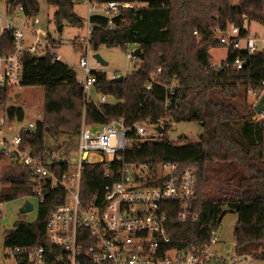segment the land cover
<instances>
[{
    "label": "trees",
    "instance_id": "trees-1",
    "mask_svg": "<svg viewBox=\"0 0 264 264\" xmlns=\"http://www.w3.org/2000/svg\"><path fill=\"white\" fill-rule=\"evenodd\" d=\"M3 1L12 9L23 5L25 15L31 19L39 13L38 0ZM93 1L141 4L124 8L115 20L114 29L109 28L104 16L89 17L93 27L89 37L91 50L97 52L101 46L126 50L129 44L138 45L142 53L136 69L123 75L122 80L120 76L110 79L104 71H93L95 91L116 100L95 105L85 99L83 86L68 64L55 61L48 53L41 56L24 53L21 86L42 87L44 99L42 117L35 122L32 132L21 134L20 147L46 157L54 150L70 147L71 139L80 135L83 125L96 126L118 119H124L126 124L144 120L155 123L162 118L175 123H200L203 132L197 141L189 140L186 135L171 141L167 135L169 124L161 142H140L134 137V147L126 153L127 160L152 164L175 162L181 169L195 170L197 200L194 207L199 217L180 223L173 214L168 221L170 242L166 248L188 251L209 243L224 214L233 211L238 216L234 237L237 246L244 249L242 256L256 255L264 262V252H257L264 247V116L255 118L254 106L239 102L248 88L262 90L264 50L255 53L228 50L223 65H232L240 58L245 62L240 69L228 66L215 70L210 66V50L223 47L214 31L236 26L240 37L248 36L249 23L264 26V0ZM47 2L57 7L54 20L58 26L67 22L83 27L74 6L84 0ZM47 38L52 46H57L49 35ZM11 40L8 34L0 37L1 54L12 51ZM158 68L161 71L157 75L163 85L174 81L179 84L168 108L163 86L146 88L150 74ZM10 92L0 87V107L8 124L25 118L22 106L9 105ZM61 136L70 139L59 143ZM49 141L56 142L55 148ZM68 155L69 152L62 153L63 157ZM59 166L65 168L63 164ZM103 168L102 164H86L81 185L85 200L112 183V179L104 177ZM213 173L218 182L215 193L209 189ZM30 177V168L20 165L11 156L0 155V203L17 198V188L24 189L22 196H33V187L27 183ZM63 201L64 192L60 188L46 190L36 220L18 221L15 228L6 233V247L42 244L49 213Z\"/></svg>",
    "mask_w": 264,
    "mask_h": 264
},
{
    "label": "built area",
    "instance_id": "built-area-1",
    "mask_svg": "<svg viewBox=\"0 0 264 264\" xmlns=\"http://www.w3.org/2000/svg\"><path fill=\"white\" fill-rule=\"evenodd\" d=\"M83 3L88 10L86 50L93 29L89 23L90 16L106 17L109 28L114 29L115 20L124 8L141 6L139 3L117 1L98 4L93 0H84ZM33 20L25 15L23 5L12 9L0 0V37L8 34L12 39V51L0 53V87L9 90L22 87L26 52L34 56L48 53L55 61H62L63 56L51 45L47 36H38ZM214 32L219 44L227 51L244 49L255 53L264 50V37H240L236 26ZM135 50L128 52L127 56L137 61L139 58L134 54ZM243 65V60L236 58L232 65L222 63L210 66L219 70L228 66L240 69ZM79 67L83 75L76 78L83 86L85 99L95 105L107 103V95L102 94L100 99L93 96L96 79L86 56H81ZM160 71L161 68H158L157 72L150 74L146 88L151 90L154 85L163 86L168 108L179 84L174 81L163 85L157 75ZM247 94L255 96L257 104L264 97V82L261 91L248 88ZM262 116L264 112L257 114V119ZM170 122V119L162 118L155 123L144 120L126 124L124 119H118L96 126L83 125L78 136L79 155L73 161L70 154L63 157L62 153L53 152L43 157L33 154L30 148L22 149L21 134L32 132L35 122L12 132L13 125L0 117V155L10 156L15 152L17 162L30 168L31 177L27 183L33 187V197L41 203L46 190L60 188L64 192V201L49 213L43 243L33 247H8V253L5 247L0 264H6V260H10V264H227L228 259L232 260L215 252L214 246L218 243L215 235L209 243L188 251L166 248L170 242L168 221L173 214L180 223L195 221L199 217L194 207L197 200L194 169H181L175 162L152 164L126 159V153L134 147V137L140 142L159 143ZM158 127L163 128V133L157 130ZM106 155L112 158L108 160ZM62 164L65 168L60 169ZM86 164H102L104 177L113 180L103 187L101 193L88 200L81 194ZM233 259V264H253L256 258L241 255Z\"/></svg>",
    "mask_w": 264,
    "mask_h": 264
},
{
    "label": "rangeland",
    "instance_id": "rangeland-1",
    "mask_svg": "<svg viewBox=\"0 0 264 264\" xmlns=\"http://www.w3.org/2000/svg\"><path fill=\"white\" fill-rule=\"evenodd\" d=\"M38 1L40 8L38 15L35 17V28L38 31V36L44 38L49 35L57 45L55 47L56 51L63 56L62 62L68 64L77 75H83V71L79 67L81 56L87 57L90 70L95 71L99 69L100 71H104L110 79L114 76H123L136 69L137 61L127 56L128 52H132L137 48V45L135 44H129L126 50L119 47L107 48L101 46L97 52L108 62V65L105 67L101 66L93 58L95 52L92 51L90 47L86 50L85 39L88 35L89 26L88 10L85 3H77L74 6V13L78 19L84 23L83 27H76L67 22H63L61 26H58L54 20V14L57 11V7L49 5L47 0ZM60 27L61 29H59ZM248 31L251 36H264V26L258 23H252ZM227 53L228 51L224 47L212 48L210 50L211 63L217 64V66L221 65L222 61L226 59ZM10 93L12 94V97L9 105L22 106L25 112V118L23 121L10 123L14 127L12 132L24 129L29 122H36L42 117L44 99V89L42 87H21L16 90H11ZM16 94H20L18 98H15ZM243 95L244 97H241L239 102L253 106L256 104L255 96L249 94ZM93 96L96 99H100L102 94L96 92ZM107 103H115V99L112 96H108ZM0 117L5 119L2 107H0ZM255 118H257V116ZM202 132L203 127L197 122H171L170 128L167 130V135L171 141H178L182 135H186L191 141H197ZM69 139L70 138L66 136H61L59 138V143L68 141ZM71 140L70 147H64L60 151H54L55 153L69 152L71 159L74 161L79 155V138L75 136ZM48 143L55 148L56 142L49 141ZM105 158L110 160L112 156L106 155ZM217 187L218 182L216 181V173H213L209 189L212 193H215ZM16 190L19 193L17 198L0 203V243L2 237L7 232L13 230L18 221H26L29 223L34 222L38 215V199L33 196H22L24 191L22 188H17ZM26 200H29L33 204V210L28 213H20L19 209ZM237 220L238 216L235 212L227 211L219 224L218 230L214 233L218 239V243L214 246L215 252L219 255L232 258V260L228 259L227 264H233V258H238L244 254V249L237 246L234 237V229ZM262 250H264V247L259 248L257 252L260 253ZM6 253H8V247L6 248ZM252 257L256 258L252 261L253 264H264V262L259 260L256 255H252ZM5 262L6 264L11 263L10 260H6Z\"/></svg>",
    "mask_w": 264,
    "mask_h": 264
},
{
    "label": "water",
    "instance_id": "water-1",
    "mask_svg": "<svg viewBox=\"0 0 264 264\" xmlns=\"http://www.w3.org/2000/svg\"><path fill=\"white\" fill-rule=\"evenodd\" d=\"M35 20V19H34ZM33 20V21H34ZM61 29V27L59 28ZM141 53H142V50L140 47H137L136 50L134 51V54L139 58L141 56ZM93 58L103 67L107 66L108 65V62L105 61L102 56L98 53V52H95L93 54ZM244 65H245V62H244ZM120 80L123 79V76H120L119 77ZM20 94H16L15 95V98H18ZM254 110L255 112L258 114V115H261L263 112H264V97H261L259 99V101L257 102V104L255 105L254 107ZM202 126V124H201ZM157 130L160 132V133H163V128L161 127H158ZM12 158H15L16 157V153L15 152H12L11 155H10ZM61 161V160H60ZM33 210V204L29 201V200H26L24 202V204L22 205V207L19 209V212L20 213H28L30 211ZM5 238H6V235H4L2 237V240H1V243H0V258L2 256V253L4 251V248H5Z\"/></svg>",
    "mask_w": 264,
    "mask_h": 264
},
{
    "label": "crops",
    "instance_id": "crops-1",
    "mask_svg": "<svg viewBox=\"0 0 264 264\" xmlns=\"http://www.w3.org/2000/svg\"><path fill=\"white\" fill-rule=\"evenodd\" d=\"M251 24L252 23H249L248 25H247V29H249L250 28V26H251ZM249 32V31H248ZM250 34V33H249ZM257 34V33H256ZM255 36H258V35H255ZM258 37H264V36H258ZM223 62V61H222ZM99 70V69H98ZM116 101V100H115Z\"/></svg>",
    "mask_w": 264,
    "mask_h": 264
},
{
    "label": "bare ground",
    "instance_id": "bare-ground-1",
    "mask_svg": "<svg viewBox=\"0 0 264 264\" xmlns=\"http://www.w3.org/2000/svg\"><path fill=\"white\" fill-rule=\"evenodd\" d=\"M93 158H96V157H93ZM98 159V158H97Z\"/></svg>",
    "mask_w": 264,
    "mask_h": 264
},
{
    "label": "flooded vegetation",
    "instance_id": "flooded-vegetation-1",
    "mask_svg": "<svg viewBox=\"0 0 264 264\" xmlns=\"http://www.w3.org/2000/svg\"><path fill=\"white\" fill-rule=\"evenodd\" d=\"M6 235V234H5ZM5 247H6V245H5Z\"/></svg>",
    "mask_w": 264,
    "mask_h": 264
}]
</instances>
